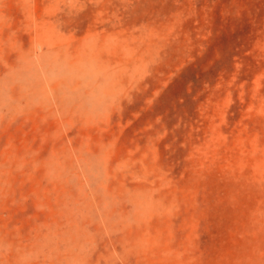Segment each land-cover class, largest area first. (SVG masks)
Wrapping results in <instances>:
<instances>
[{
	"label": "rangeland",
	"instance_id": "374dc122",
	"mask_svg": "<svg viewBox=\"0 0 264 264\" xmlns=\"http://www.w3.org/2000/svg\"><path fill=\"white\" fill-rule=\"evenodd\" d=\"M0 264H264V0H0Z\"/></svg>",
	"mask_w": 264,
	"mask_h": 264
}]
</instances>
